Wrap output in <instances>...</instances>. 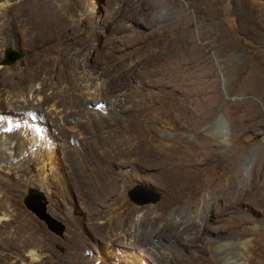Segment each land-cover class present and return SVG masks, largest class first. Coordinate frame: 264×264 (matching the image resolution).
I'll return each instance as SVG.
<instances>
[{
    "label": "rangeland",
    "instance_id": "rangeland-1",
    "mask_svg": "<svg viewBox=\"0 0 264 264\" xmlns=\"http://www.w3.org/2000/svg\"><path fill=\"white\" fill-rule=\"evenodd\" d=\"M14 2V11L28 18L46 9L41 1ZM58 5L67 22L82 29L81 42L67 38L68 67L89 57L88 80L102 83L101 97L88 107L104 103L113 114L88 122L76 112L87 107L73 105L77 92H65L61 72L33 71L53 96L50 105L74 114L68 122L75 130L63 131L59 120L54 130L28 118L26 130L39 131L49 152L48 173L40 175L32 161L22 171L0 166V201H10L0 205L9 219L0 226V243L15 234L35 237L29 247L39 264H264V0ZM28 18L13 24L19 28L31 23ZM12 54L18 57L7 64ZM28 59L37 61L21 46H8L0 53L2 72L25 67ZM39 113L49 118L47 110ZM217 125L226 127L225 134ZM138 139L159 158L139 152ZM174 166L194 172L200 186L197 206L180 203L175 213L163 207L169 201L166 169ZM104 170L117 174L108 189L104 185L107 194L113 188L112 196L91 212L86 201L92 184L100 188ZM135 184L152 188L159 199L134 204L126 193ZM29 193L43 203L53 228L24 206Z\"/></svg>",
    "mask_w": 264,
    "mask_h": 264
},
{
    "label": "bare ground",
    "instance_id": "bare-ground-1",
    "mask_svg": "<svg viewBox=\"0 0 264 264\" xmlns=\"http://www.w3.org/2000/svg\"><path fill=\"white\" fill-rule=\"evenodd\" d=\"M36 1H41L46 9L39 12L34 11L28 18L26 13H17L14 11V0H0V53L8 46L12 48H18L21 46L25 52L30 53L37 58L35 63H32L29 59L22 62L25 67L20 65L16 66L14 67L16 70L12 69L13 71H11L9 75L2 72L3 66L0 64V166L9 171H22L23 165H27L29 161H32L37 172L40 175L47 176L49 152L41 141L43 138L38 135L39 131L30 133L31 131L26 130L27 125L30 124L27 120L29 118L36 123L39 122L38 124L40 125L45 123L52 128L54 126V130L55 128L57 129L56 121L59 120L61 128L64 131L66 128L75 130V125H71L68 122L70 118L71 122H74L75 119H72L74 114H70L66 110L65 112H60V110H56L52 104L50 105L53 101V96L51 97L46 94L47 90L45 81L42 82V80L34 74V70L41 69L49 72L55 70L61 72L63 75L62 79L65 77V92L71 87L77 92L78 98L76 102L74 101L73 105L77 107L78 104H82L87 107L85 109H78L76 112L78 115H84L88 122H92L93 119L98 120L102 114L110 116L113 112L112 109L108 110L107 106H104V103H97L92 107H88L90 100L101 97L99 88L102 86L101 82L92 84L88 80V76L91 74L88 62H90L91 58L79 57L73 61L75 62L73 66L68 67L71 60V53L69 51L71 44L68 41L71 37H79L73 43L81 42L82 29L80 30L77 28L80 24L67 22L68 14L57 9L60 0ZM35 9L36 7L34 10ZM26 18H28L31 23L26 22L25 25H19V28L13 24L15 19L24 20ZM84 21V19L81 20V24H84ZM30 33H32L31 36H29ZM67 38H69V40H67ZM51 56H56V58H51ZM38 57L42 58L39 60ZM260 88L264 89V86L261 85ZM44 106H47V109ZM41 110H47V114L49 115L47 120L39 113ZM51 115L55 116L52 118ZM220 117L222 118L223 116L220 115ZM21 121L26 122L23 127L19 124ZM51 123L54 125H51ZM31 127L35 128V125L31 123ZM214 128L217 129L218 133L225 134L226 127L224 125H217L214 126ZM57 135L59 136V134ZM225 142V138L220 139L221 144H224ZM137 144L140 146L139 152L148 153L155 160L159 158L157 152L152 149L145 140L138 139ZM134 146L135 144H130L129 147L131 148ZM128 152L131 153V150H128ZM204 155L207 156L206 151H204ZM74 175L77 178L79 176L77 173H74ZM115 175L117 174L111 172V170H104V177H102L101 182L103 184H99L100 188L97 183L94 182L95 184H92V189L90 190L92 191V195L86 201L88 203L86 207L87 209H90L91 212L94 208L93 206H99L101 199H108L110 197L109 195L113 192V185H111L112 192L109 190L108 192L110 193L108 194L106 193L107 190L105 187L108 189L107 181L111 176L117 177ZM165 176L168 181V183H166L169 187V201L163 206L164 211L175 213L180 203L188 201L190 202V204H187L189 209L194 208L197 203L195 199L196 195L200 191V186L196 181L194 172L185 173L184 171H181V169L179 170L177 166H174L166 169ZM46 191H48L49 194L50 190L48 189ZM0 200L2 199L0 198ZM8 203H10L8 199L0 201V205ZM7 217L6 214H1L0 212V226H6L7 221H9ZM34 242L35 237L31 240H27L25 236L19 234H15V236H7L4 243H0V246L3 247V250L0 248V252L2 253L0 261L4 260L6 264H39L40 257L38 253L29 247V245ZM21 246L29 248L21 249ZM6 249L9 251L18 250L19 253L13 254V252L5 251ZM239 255H242V252H240ZM10 256L12 257V260L9 262L8 258Z\"/></svg>",
    "mask_w": 264,
    "mask_h": 264
},
{
    "label": "water",
    "instance_id": "water-1",
    "mask_svg": "<svg viewBox=\"0 0 264 264\" xmlns=\"http://www.w3.org/2000/svg\"><path fill=\"white\" fill-rule=\"evenodd\" d=\"M11 53L10 50H6V54ZM18 55L12 54L10 57L6 58L5 62L11 63L14 61ZM128 198L136 205H142L147 203H154L159 199V193L154 191L152 188L135 184L130 189L127 190ZM24 206L29 209L36 216L40 217L48 226L53 228V221L51 217L45 212L43 203L39 202V198L36 195L29 193L24 197Z\"/></svg>",
    "mask_w": 264,
    "mask_h": 264
}]
</instances>
